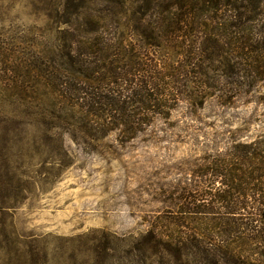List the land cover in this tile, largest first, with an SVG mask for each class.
Listing matches in <instances>:
<instances>
[{
	"label": "rangeland",
	"instance_id": "1",
	"mask_svg": "<svg viewBox=\"0 0 264 264\" xmlns=\"http://www.w3.org/2000/svg\"><path fill=\"white\" fill-rule=\"evenodd\" d=\"M197 1L0 0V264H154L160 249L155 264H184L153 234L192 229L213 248L192 264H264V189L221 170L233 144L264 139V81L246 84L240 50L261 33L259 0L241 30L224 0L219 20L215 2ZM194 2L198 13L182 15ZM158 26L176 36L158 37ZM106 40L119 66L132 59L140 71L104 76L92 121L123 125L102 134L86 131L84 71L65 53L84 63V43ZM68 72L63 97L54 77ZM223 249L240 261L222 260Z\"/></svg>",
	"mask_w": 264,
	"mask_h": 264
},
{
	"label": "trees",
	"instance_id": "2",
	"mask_svg": "<svg viewBox=\"0 0 264 264\" xmlns=\"http://www.w3.org/2000/svg\"><path fill=\"white\" fill-rule=\"evenodd\" d=\"M248 1V0H247ZM253 0H249L248 5L244 6L242 5L244 3H238L237 0L236 2L232 3L230 0H225L224 2V11L229 12L226 14L227 22L232 28H236L238 30H241L243 28L248 27V25L251 22H256L258 19L256 18V15L251 14L253 8L251 7V3ZM198 3H200V9H206L209 10L208 8L212 4V9L214 6V2L218 6V0H198ZM197 3H193V9H187L186 10V5L181 3L179 5L180 12L182 15L186 16V14H196L198 11H196ZM250 5V7H249ZM259 10L258 16L260 17L261 15V25H260V30L261 33L260 35L256 38L254 36H251L248 34L246 37H244L243 41L242 38H240L241 51H245L247 53L248 58H247V63L245 64L247 71H250L249 74L246 76V84L248 86L254 85L256 82L259 81H264V0H259ZM222 6H218L217 9L215 8L216 11L213 12L212 19L214 20L217 18V20L221 19L219 18L218 15H215V13L221 11ZM206 12V11H204ZM255 12V11H254ZM200 13V12H199ZM208 20V19H206ZM105 27H103L104 29ZM159 28V26H158ZM173 28V29H171ZM80 29V28H78ZM99 29L97 27H87L84 28V36H94L98 33ZM104 31H109V29H104ZM159 35L158 37H168L167 41L171 40V37L176 36V27H167V29L163 31L159 28L157 31ZM151 37L149 36V39ZM157 37L155 38V40ZM155 40L152 41H146V44L151 46H160V42L156 43ZM84 47L87 50V54L84 56V63L80 61V59H76V61L72 58H70L72 55L70 53H65V55H68V59L70 62V65L72 62H77L79 63L80 67L77 69L75 67L69 68L70 70H73L74 72H81L84 71V126L86 128V131L88 132H94V130H97L95 128L96 125H99L102 127L98 131L103 132L102 134H106V132L113 130L114 128L117 127V125H123L122 123L118 122L116 120L117 125L112 123L109 125V123H106V120H102L101 122L99 121H92L95 117L99 118L102 116L103 112V107L101 104L100 100V91L99 89L101 88L100 83L104 80V76H116L118 71H140L139 68L133 69L132 67L134 65L132 59H127L125 58V61L127 63L125 66L118 65V59L114 54V51L116 50L115 44L113 42L105 41V42H100V41H94L91 43H84ZM250 51H246V50ZM260 51V55H255L253 57L251 55V52H257ZM263 51V52H262ZM140 57H137L136 60H139ZM128 61H132L131 64L128 63ZM84 64V65H83ZM130 64V65H129ZM144 69V68H143ZM142 70V69H141ZM151 70V68H150ZM145 71V69H144ZM147 71V69H146ZM193 72V71H192ZM54 77V76H53ZM55 81L59 85V95L63 97H67L69 93H71V89L67 84H74V81L76 80V76L73 75L72 73H69L67 75H63L61 73H57L56 76L54 77ZM73 82V83H72ZM158 82H149L142 78L141 85H145V87L149 86V92L150 90L154 92L156 95H160V91H156L157 89V84ZM91 88H90V87ZM134 89V87H133ZM133 89L131 90L133 92ZM153 95V93L150 94V96ZM186 96V95H185ZM186 98V97H185ZM157 103L155 102L154 105H150L154 107ZM116 109V108H115ZM130 128L137 129V127H133L130 125ZM97 131V132H98ZM136 131V130H135ZM238 145L233 144L232 145V150H235L230 153L231 159L228 160V162L224 164H221V166H224V168H221L222 172H226L228 174L234 173V172H244L245 174H249L252 176H248L247 180L250 181H257L258 184L254 187H259V189H264V139L263 138H256L252 140L249 143H245L244 145L242 144V147H239ZM237 149V150H236ZM239 151V152H238ZM234 165H239V167H233ZM226 166H231V167H226ZM254 174H257L254 176ZM253 188V187H250ZM249 196V195H248ZM195 232L192 229L191 232L189 233H184L182 231L178 232L176 235H172L170 239H165L157 234H153V239L157 244L163 246L162 248L165 249V254H167L170 257H175L177 261H180L181 263L184 264H192L196 260L197 256L199 253L204 252L206 255L207 260H212L213 257H209L211 251L213 250L212 247H210L209 241H205V243H202L201 240L195 237ZM174 236V237H173ZM159 240H158V239ZM164 239V240H163ZM225 250V251H224ZM160 252V254L164 257L163 252L160 250L157 251H152L150 254V259L152 260L151 263H158L153 259V254ZM221 253V258L225 262H235L237 259L239 260L238 257L234 258L231 257L229 252L226 249H223L220 251ZM161 258L163 259V257ZM161 261V260H160ZM240 261V260H239ZM238 261V262H239Z\"/></svg>",
	"mask_w": 264,
	"mask_h": 264
}]
</instances>
